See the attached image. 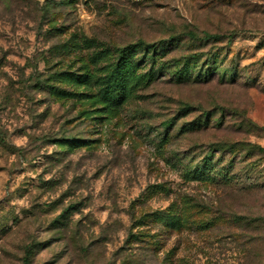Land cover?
<instances>
[{"label": "rangeland", "instance_id": "obj_1", "mask_svg": "<svg viewBox=\"0 0 264 264\" xmlns=\"http://www.w3.org/2000/svg\"><path fill=\"white\" fill-rule=\"evenodd\" d=\"M262 126L264 0H0V264H263Z\"/></svg>", "mask_w": 264, "mask_h": 264}, {"label": "trees", "instance_id": "obj_2", "mask_svg": "<svg viewBox=\"0 0 264 264\" xmlns=\"http://www.w3.org/2000/svg\"><path fill=\"white\" fill-rule=\"evenodd\" d=\"M187 33L189 34V36L191 37V38H197L198 36H197V34L194 32V31H192V30H189V31H187ZM206 37H211V35H209V34H206ZM117 74V73H116ZM115 74V76H113V79L114 80H120L121 78H122V76H120V75H116ZM112 93L114 94V95H119L120 97H123V95H124V91H123V89L122 88H120L119 86H114L113 87V89H112ZM262 128L264 129V126H262ZM69 140V139H68ZM236 145H232V144H227V143H224V142H220V143H217V144H211V148H212V150H224V149H226V148H228V149H233L234 147H235ZM254 149H258V150H260V151H264V147H261V146H258V145H253L252 146ZM195 173H200V170L199 169H197V170H195ZM264 264V263H263Z\"/></svg>", "mask_w": 264, "mask_h": 264}]
</instances>
